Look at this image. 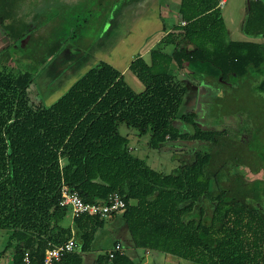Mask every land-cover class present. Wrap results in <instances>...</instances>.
I'll use <instances>...</instances> for the list:
<instances>
[{"label":"trees","instance_id":"trees-1","mask_svg":"<svg viewBox=\"0 0 264 264\" xmlns=\"http://www.w3.org/2000/svg\"><path fill=\"white\" fill-rule=\"evenodd\" d=\"M219 1L179 0V21L171 30L163 22L165 34L149 51V60L136 55L128 65L143 85L141 91L132 90L113 65L97 60L49 104L32 100L35 75L17 67L14 49L27 31L8 35L0 15V29L9 40L0 49V229L7 231L0 255L12 249L8 264H21L24 252L30 264H43L46 248L71 236L78 238V251L64 253L52 264H82L104 218L72 219L75 230L62 226L68 213L58 203L62 184L88 203L118 192L125 202L121 218L135 248L190 264H264V212L254 205L257 185L232 184L229 192L212 195L205 174L211 154L197 151L165 174L134 155L119 132L125 125L138 136L148 135L151 149L177 140L218 145L224 130H202L191 116H178L186 88L176 72L183 68L195 80L223 82L255 72L261 76L255 87L264 91V44L229 40ZM242 32L252 39L264 37V6L249 7ZM41 39L36 46L57 38ZM28 55L40 61L42 70L58 52ZM178 117L191 132L173 124ZM206 198L215 202L208 213L202 205ZM96 260L138 264L124 250Z\"/></svg>","mask_w":264,"mask_h":264},{"label":"rangeland","instance_id":"rangeland-1","mask_svg":"<svg viewBox=\"0 0 264 264\" xmlns=\"http://www.w3.org/2000/svg\"><path fill=\"white\" fill-rule=\"evenodd\" d=\"M129 0H0V15L4 18L2 29L8 35L21 34L26 28L38 29L44 36H54L56 41L32 45L27 35L14 49L17 67L33 72L35 79L30 97L34 102L43 100L49 104L58 97L70 83L76 79L96 58L114 61V53H93L101 42L107 48L121 42L123 30L122 7ZM149 16L156 9L152 0H145ZM135 6L131 13L138 12ZM153 8H152V7ZM247 6V7H246ZM264 6V0L258 3L245 0H227L223 14L228 27L234 30L237 38L251 39L264 44V37L251 38L240 35L237 31L246 19L249 7ZM121 11V12H120ZM144 13V12H143ZM114 16L118 20L114 21ZM168 24L169 19H163ZM113 26L109 28L110 24ZM242 23V24H241ZM242 28V27H241ZM243 36V37H241ZM39 40H42L41 37ZM20 41V42H21ZM25 41L27 42L24 45ZM31 41H34L33 38ZM43 41V40H42ZM9 40L0 29V49ZM29 42V43H28ZM61 45V46H60ZM79 49L83 54H59L44 69H39L40 61L29 57L32 52H46L51 48L64 47ZM12 49H9L11 51ZM109 55V56H108ZM112 55V56H111ZM116 55V54H115ZM63 56V60H60ZM66 58V59H65ZM70 60V61H69ZM66 68H62L68 62ZM55 63V64H54ZM51 66H55L51 68ZM50 69H53L50 71ZM123 78L127 85L139 92L143 85L129 70L124 71ZM178 81L186 88L178 113L189 115L202 130H224L218 145L196 140H177L166 143L160 149L147 146L148 135L138 136L133 129L119 126V132L128 138L131 152L145 160L153 169L163 173L175 172L181 162L190 161L197 151L211 154L212 159L205 167V174L212 182V195L229 192L231 185H257L255 192L259 200L254 204L264 212V91H258L256 85L261 79L253 72L246 77L229 79L227 82L204 78L195 80L186 68L177 70ZM173 124L182 132H191V126L178 117ZM222 166V167H221ZM259 169L260 172L251 173ZM238 175L241 178L233 180ZM258 181H254V179ZM260 179L263 180L259 181ZM213 200L204 199L202 205L206 213L213 209ZM121 213L104 218V224L98 228L91 243L90 250L82 254V264H106L97 262V258L106 256L113 242L121 237L124 223ZM62 226L76 229L69 214L63 219ZM124 233V232H123ZM77 241L78 238L74 237ZM7 241V231L0 229V251ZM125 242V243H124ZM123 250L127 256L138 264H190L188 260L176 259L165 253L135 248L131 239L124 240ZM74 250L78 251L77 245ZM126 250V251H125ZM12 249L0 255V264H8ZM107 264H110L107 262Z\"/></svg>","mask_w":264,"mask_h":264},{"label":"crops","instance_id":"crops-1","mask_svg":"<svg viewBox=\"0 0 264 264\" xmlns=\"http://www.w3.org/2000/svg\"><path fill=\"white\" fill-rule=\"evenodd\" d=\"M226 2H227V0H224V3L219 6L221 8V14H222L224 25L226 28V37L229 40H251V39L237 38L236 32H234L233 29L228 27L226 20H225V17H224V14H223V10H224V6H225ZM248 2H249V0H245V4H247ZM152 3L155 4L156 9L149 16H147L148 15V12H147V10H148L147 6L148 5L146 4L145 0H129L128 2L124 3L122 10H121L122 14H124L123 15V21L125 22L123 24V30L125 33L124 39L121 40V42L113 44L110 48L105 47L103 45V43L101 42L100 44H98V48L93 51V53L94 52L95 53H106V54H109V53L113 54L114 53V58H113L114 61L108 60V59H102V58H100V59L96 58L97 60H104V61L110 63L116 69H118L122 74L124 73V71L128 70V65H129L130 61L136 55L142 56L146 61L149 60V51L151 50L152 47H154L156 45V43L159 41V39L165 34V31L163 28V22H164L163 19L164 18L169 19L168 24H166L165 22H164V24H165V29H170V30H171L172 26L174 24H176L177 21H179L178 20L179 19V15H178L179 0H152ZM139 5H142V6H140V8L138 10L139 13H137V12L131 13V10H133V8L135 6H139ZM115 20H118V17L114 16V21ZM180 24H181V21H180ZM113 25L114 24L112 22V24H110L109 28H111V29H112V27L114 28ZM241 27L242 26H240L237 30L240 32V35L243 34ZM26 31H27V38H28L29 42L33 43L32 45H35L36 43H38L40 37H44V33L42 34V32H40L38 29L36 30L35 28H32V27L26 28ZM48 36H56V35L49 34ZM241 37H243V36H241ZM32 38L34 41H31ZM55 41H56V39L52 43H54ZM26 43L27 42L25 41L24 45H26ZM166 49L169 50L170 47H166ZM46 51H57L58 55L60 53L66 54V53H72V52H75V54H83V52H81L79 49H71V48H68L66 46L64 48H61V49L56 48L54 50H51V48H48V49H46ZM55 58H57V56ZM63 59H64L63 56H60V60H63ZM69 61L66 63L62 62V63H64L62 68H66ZM51 62L52 61H50V63ZM94 62H92V63H94ZM92 63H90V65ZM53 67H55V66H51V68H53ZM172 69L175 70L174 65L172 66ZM51 70H53V69H50V71ZM121 229L124 233L121 232L122 233L121 237H117L116 240L121 241L122 244H123L124 240H126L127 244H128L129 239H131V236L128 232V229L126 226H122ZM131 241H132V239H131ZM132 243H133V241H132ZM125 245L123 244V246H125Z\"/></svg>","mask_w":264,"mask_h":264},{"label":"built area","instance_id":"built-area-1","mask_svg":"<svg viewBox=\"0 0 264 264\" xmlns=\"http://www.w3.org/2000/svg\"><path fill=\"white\" fill-rule=\"evenodd\" d=\"M224 0H220L218 5H222ZM181 21V24H184ZM59 205L66 207L71 218L76 219L81 216H97L98 218H106L112 213H119L125 208V202L122 196L116 192H110L102 202L88 203L84 202L81 197L75 192L70 191L64 184L60 187ZM76 243L71 236L67 240L57 245L46 248L43 257V264H52L61 258L64 253L74 250ZM123 248L119 241L114 242L112 248L106 253L108 259L113 258L115 254H122ZM21 264H30L28 252L22 254Z\"/></svg>","mask_w":264,"mask_h":264}]
</instances>
